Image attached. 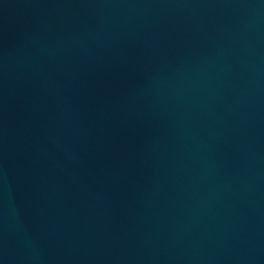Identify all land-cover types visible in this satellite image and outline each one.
Listing matches in <instances>:
<instances>
[{
    "label": "water",
    "instance_id": "water-1",
    "mask_svg": "<svg viewBox=\"0 0 264 264\" xmlns=\"http://www.w3.org/2000/svg\"><path fill=\"white\" fill-rule=\"evenodd\" d=\"M0 264H264V0H0Z\"/></svg>",
    "mask_w": 264,
    "mask_h": 264
}]
</instances>
